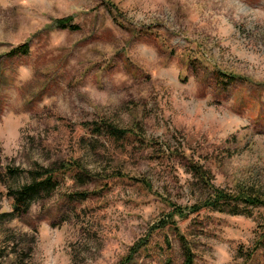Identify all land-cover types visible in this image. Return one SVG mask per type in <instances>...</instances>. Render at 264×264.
I'll return each instance as SVG.
<instances>
[{
  "label": "rangeland",
  "instance_id": "1",
  "mask_svg": "<svg viewBox=\"0 0 264 264\" xmlns=\"http://www.w3.org/2000/svg\"><path fill=\"white\" fill-rule=\"evenodd\" d=\"M100 120L140 135L94 133ZM75 158L89 180L62 172L0 221V264H182L178 233L193 264H264L263 206L151 231L208 195L193 164L264 192V0H0V212L29 180L7 166Z\"/></svg>",
  "mask_w": 264,
  "mask_h": 264
},
{
  "label": "trees",
  "instance_id": "2",
  "mask_svg": "<svg viewBox=\"0 0 264 264\" xmlns=\"http://www.w3.org/2000/svg\"><path fill=\"white\" fill-rule=\"evenodd\" d=\"M59 24H67L65 20H60ZM20 48V47H19ZM91 124V123H90ZM93 132H107L108 136L116 141L129 140L138 137L140 132L138 127L120 128L104 120H100L92 124ZM89 126V125H88ZM192 170L197 176L200 177L202 183L208 188V195L190 205L184 207L172 204V210L168 212L165 217L159 219L151 227V231L157 228H163L169 224L176 229L175 217L187 218L191 214H198L201 210L207 209L209 211H217L220 213H228L231 215L247 214L245 211L247 207L263 206L264 207V192L259 188L253 186H241L234 190L221 189L210 182L207 171L201 166L193 164ZM71 171L72 176L77 180L87 181L91 178L92 174L89 172L79 161L75 158L72 161H63L59 164H52L49 166L37 165L33 169H21L18 167H6L7 174L14 178L25 174L29 180L19 185H10L7 187V195L12 198V209L7 212H0V221L12 219L14 217H22L29 212L32 202L38 198L42 193L49 194L54 190L58 184L59 176L62 172ZM1 178V175H0ZM134 179V178H133ZM145 184L151 189L148 181L143 178L138 181ZM79 196L85 197L87 193H75ZM264 237V234L262 238ZM180 241L183 262L182 264H193L194 255L191 251L187 240L184 236L178 233ZM147 236L136 241L130 247V256L126 258L129 260L136 254L138 250L147 245Z\"/></svg>",
  "mask_w": 264,
  "mask_h": 264
}]
</instances>
